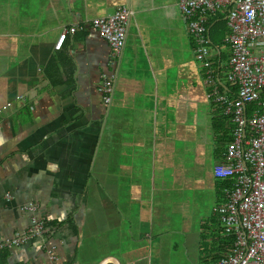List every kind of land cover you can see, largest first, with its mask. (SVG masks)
Wrapping results in <instances>:
<instances>
[{
    "label": "crops",
    "instance_id": "crops-1",
    "mask_svg": "<svg viewBox=\"0 0 264 264\" xmlns=\"http://www.w3.org/2000/svg\"><path fill=\"white\" fill-rule=\"evenodd\" d=\"M123 6L134 15L105 110L97 84L107 42L83 26L56 43L72 23ZM227 32L211 50L232 97ZM197 60L177 0H0V104L12 103L10 119L0 117V239L29 225L10 194L46 217L48 244L29 247L53 246L64 263L211 264L226 255L216 226L228 180L212 168L224 158L228 122L216 117ZM0 264L39 263L0 250Z\"/></svg>",
    "mask_w": 264,
    "mask_h": 264
},
{
    "label": "built area",
    "instance_id": "built-area-1",
    "mask_svg": "<svg viewBox=\"0 0 264 264\" xmlns=\"http://www.w3.org/2000/svg\"><path fill=\"white\" fill-rule=\"evenodd\" d=\"M186 23L195 57L205 68L208 99L215 105L219 119L228 122L230 140L223 143V160L213 168V176L228 180L224 200L217 205L221 230L229 241V251L213 264H264V0H177ZM224 13L227 34L222 49L230 51L226 86L230 97L222 91L212 61L211 21ZM134 12L118 7L113 14L75 22L63 29L56 43L59 49L68 35L83 26L92 27L109 46L107 70L97 84L99 104L109 109L114 83L119 71L130 20ZM221 18V17H220ZM35 93L34 88L29 89ZM26 102V96H21ZM43 98L48 100L49 94ZM249 108H251L249 110ZM12 103L0 104V117L10 119ZM5 200L23 214L29 215V227L0 242V250L39 264H63L47 252L33 251L29 245L48 244L47 229L35 215L39 204L18 202L6 194ZM70 264V263H67ZM101 264H118L106 259Z\"/></svg>",
    "mask_w": 264,
    "mask_h": 264
},
{
    "label": "rangeland",
    "instance_id": "rangeland-1",
    "mask_svg": "<svg viewBox=\"0 0 264 264\" xmlns=\"http://www.w3.org/2000/svg\"><path fill=\"white\" fill-rule=\"evenodd\" d=\"M218 19H221V20H218ZM79 28H81V27H79ZM225 30H226V25H225V21L223 20V13L220 12L219 15L214 18V20L212 22V25L210 27V37H211V39H212V41H213L214 44L217 45L218 43L221 42V39H222V37H223V35L225 33ZM226 52H227V49H224L223 52H222L223 58L225 57V53ZM195 62H196L197 67H200L199 61L197 60ZM216 117L219 119V117L217 116V110H216ZM41 211L42 210H41V207L39 205V209L37 210V212L35 213V215L42 221L43 225L47 229V220H46V217L41 214ZM27 217L29 219V215H27ZM29 225H30V221H29ZM29 225H28V227H29ZM153 227L154 228H157L156 222H154ZM2 241H4V240L0 239V242H2ZM163 254H165V253H163ZM167 254H168L169 258L174 255V253H172V252H168ZM26 259H28V258H26ZM175 260H176V258H175ZM57 262H60V263H63V264H67V263H64V262L59 261L58 259H57ZM102 262H100L99 264H101Z\"/></svg>",
    "mask_w": 264,
    "mask_h": 264
},
{
    "label": "trees",
    "instance_id": "trees-1",
    "mask_svg": "<svg viewBox=\"0 0 264 264\" xmlns=\"http://www.w3.org/2000/svg\"><path fill=\"white\" fill-rule=\"evenodd\" d=\"M218 20H221V19H218ZM225 21V20H224ZM213 21H211V23H212ZM210 27H211V25H210ZM212 45H216V44H214L213 42H212ZM125 47V46H124ZM124 50V49H123ZM122 55H123V53H122ZM251 108H249V110H250ZM108 110V109H107ZM106 114H104L103 116H102V118H101V120L102 121H104L105 119H106ZM227 134V133H226ZM227 140V139H226ZM231 185V182L230 181H228V183H227V187L228 186H230ZM226 188V187H225ZM224 240H226L227 241V239H225L224 238ZM227 243H229V241H227ZM204 247H205V245H201V249H200V252H201V254L202 253H205V252H207V250H205L204 249ZM218 258H220L219 256H216L213 260H212V263L215 261V260H217ZM211 263V264H212Z\"/></svg>",
    "mask_w": 264,
    "mask_h": 264
}]
</instances>
